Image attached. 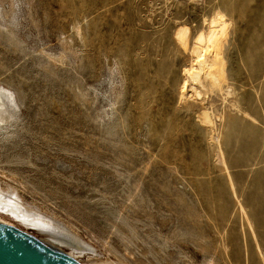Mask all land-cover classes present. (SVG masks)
<instances>
[{
  "label": "rangeland",
  "instance_id": "1",
  "mask_svg": "<svg viewBox=\"0 0 264 264\" xmlns=\"http://www.w3.org/2000/svg\"><path fill=\"white\" fill-rule=\"evenodd\" d=\"M0 12L14 21L0 24V85L18 104L0 126V221L83 264H264V0H0ZM218 15L206 60L217 54L219 81L203 71L200 98L180 96L193 37ZM22 209L85 247L10 215Z\"/></svg>",
  "mask_w": 264,
  "mask_h": 264
},
{
  "label": "bare ground",
  "instance_id": "2",
  "mask_svg": "<svg viewBox=\"0 0 264 264\" xmlns=\"http://www.w3.org/2000/svg\"><path fill=\"white\" fill-rule=\"evenodd\" d=\"M3 12V11H2ZM223 14V13H222ZM5 14H1L0 12V24H4L7 23L8 21L10 22H14L12 21L13 18L10 19H6V17H4ZM222 17V16H221ZM221 17L218 15L217 17L213 18L211 17V19H209L208 21V29L205 32H199L194 38L193 42V46L191 49V52L193 53V59L191 61H193V63H191V66L189 67V69L184 70L187 74L186 76V81H183L182 86L180 87V89L183 91L181 92L180 96H187L185 98H189L191 95L195 96L196 98H200V92L196 89L197 87H195V85H200L202 83V76L201 73L203 71L204 72V77L205 78H209L211 79V81L213 83H215L218 80V75L217 74H213L210 70L208 69H213V65L215 64V56L218 54L217 51H215L218 47H219V43H220V37L223 35L224 30H225V22L222 21ZM225 20V19H223ZM2 21V22H1ZM207 21V20H206ZM8 22V23H9ZM204 22V20H203ZM205 23V22H204ZM230 23V22H229ZM1 24V25H2ZM12 24V23H11ZM175 24V23H174ZM14 25V24H13ZM177 25V24H176ZM203 25V24H202ZM184 26V25H183ZM187 35H188V28L185 27H178L177 30L175 31V39L180 42L182 45H186V41H187ZM190 43V42H189ZM192 45V44H191ZM221 45V44H220ZM218 46V47H217ZM190 48V47H189ZM217 52V54L213 55V59L211 60V62H208L206 60V55L209 52ZM219 56V55H218ZM208 59V58H207ZM210 59V58H209ZM217 59V57H216ZM219 59V58H218ZM217 59V60H218ZM221 60V59H220ZM217 64V62H216ZM219 65V64H218ZM221 66V65H220ZM211 67V68H210ZM117 68V67H116ZM218 67L216 66V69ZM206 69V70H205ZM221 70V69H220ZM215 73V72H214ZM218 73V72H216ZM224 73V72H223ZM185 74V73H184ZM219 74V73H218ZM221 74V73H220ZM217 76V77H216ZM203 77V78H204ZM221 77V76H220ZM107 78H108V83L106 85V89L104 88L103 91L100 93V97H101V103L100 106L102 107L101 104H103L104 106H108V108L114 106V103L116 102V97H113L111 95L110 92L111 91H115L114 87H113V83L116 81V73H115V69L114 67H110L108 70V74H107ZM204 78V79H205ZM184 80V79H183ZM206 80V79H205ZM221 80V79H220ZM190 81L191 83H188L190 86V89L187 91H184L185 87L187 86L186 82ZM207 83V82H206ZM118 84V83H117ZM203 84V83H202ZM201 84V85H202ZM218 85V84H217ZM116 86V85H115ZM220 86V85H219ZM201 87V86H200ZM198 87V88H200ZM204 87V86H203ZM202 87V88H203ZM212 87V86H211ZM95 90L97 88H94ZM113 89V90H111ZM225 89V88H224ZM111 90V91H110ZM206 90V88L204 89ZM228 90V89H227ZM93 91V90H92ZM110 91V92H108ZM230 91V90H229ZM13 92V91H12ZM9 89L3 87L2 85H0V126L4 125L6 122H8L9 120H11L15 113L17 112V108H18V104L17 101L14 97V94L12 93ZM96 92V91H93ZM207 92V90H206ZM209 92V91H208ZM114 93V92H113ZM191 93V94H189ZM202 93V92H201ZM205 93V92H204ZM98 93L96 92L95 95H97ZM189 94V95H187ZM116 95V94H114ZM189 96V97H188ZM202 96V95H201ZM227 96V95H226ZM97 97V96H96ZM193 97V96H192ZM181 98V97H179ZM184 98V97H183ZM182 98V99H183ZM203 98V97H202ZM190 100V99H189ZM100 101V100H99ZM19 103V102H18ZM20 104V103H19ZM222 105V104H221ZM211 106V105H210ZM209 106V107H210ZM104 108V107H103ZM106 108V107H105ZM107 109V108H106ZM101 110V109H100ZM198 110V109H197ZM207 112V110H205ZM203 111L201 113H203L202 117V123L204 122V124L208 121V117H207V113ZM210 111V110H209ZM105 113V112H104ZM106 114V113H105ZM209 116V115H208ZM200 117V118H201ZM210 119V118H209ZM200 120V119H199ZM211 120V119H210ZM212 121V120H211ZM213 123V122H212ZM210 124V122H209ZM213 125V124H212ZM211 125V126H212ZM210 126V125H209ZM218 145V144H217ZM220 153V152H219ZM7 198V197H6ZM11 198V197H10ZM13 198V196H12ZM11 198V199H12ZM9 199V198H8ZM4 200V199H3ZM6 201V200H5ZM8 201V200H7ZM3 202V201H2ZM13 202V201H12ZM11 202V203H12ZM15 202V201H14ZM6 203V202H5ZM9 203V202H8ZM8 203H6L4 205V207H8ZM18 203V202H17ZM3 204V203H2ZM10 204V203H9ZM7 205V206H6ZM11 205V204H10ZM13 208L16 209L15 204H13ZM18 205V204H17ZM3 206V205H2ZM21 207V206H19ZM18 207V208H19ZM25 209V208H24ZM27 210V209H26ZM1 211H4V209H1ZM10 211V210H8ZM15 210H12L10 212V215L14 216V217H18L19 220H21L24 224L26 225H31L33 227H36L38 230L43 231L45 233H47L50 237H52L54 240L61 242V243H67V244H71L74 245L75 247H82V249L85 247V245L81 242V240H79V238H77V236H75L73 233H70L69 230L66 229V227L64 228L60 223H58L57 221H54L53 219H51L50 217H44L42 215H36L33 213L28 214V211H25L27 214H25L23 212V209L21 210V213L17 211V213L13 212ZM20 211V210H19ZM23 212V213H22ZM32 214V215H31ZM4 222V221H3ZM51 241V240H50ZM49 241V242H50ZM53 242V241H52ZM225 245V244H224Z\"/></svg>",
  "mask_w": 264,
  "mask_h": 264
},
{
  "label": "water",
  "instance_id": "3",
  "mask_svg": "<svg viewBox=\"0 0 264 264\" xmlns=\"http://www.w3.org/2000/svg\"><path fill=\"white\" fill-rule=\"evenodd\" d=\"M0 264H83L60 245L0 221Z\"/></svg>",
  "mask_w": 264,
  "mask_h": 264
}]
</instances>
